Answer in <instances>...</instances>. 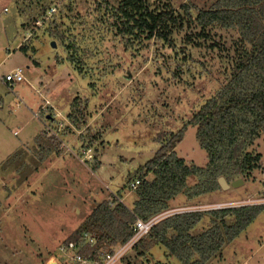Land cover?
<instances>
[{"label": "rangeland", "instance_id": "obj_1", "mask_svg": "<svg viewBox=\"0 0 264 264\" xmlns=\"http://www.w3.org/2000/svg\"><path fill=\"white\" fill-rule=\"evenodd\" d=\"M97 1L0 0V74L20 68L24 76L12 87L0 81V264H43L47 256L64 245V238L96 204L118 193L131 207L136 194L126 188L128 176L133 177L155 155L161 146L160 135L176 133L187 125L193 111L223 83V61L218 56L210 59L205 51L191 47L185 49L202 64L195 67V76L185 68L181 80L175 74L179 64L169 58L155 61L154 48L141 55L128 52L127 56L118 50V60L111 63L117 65L118 61L117 71L102 76L80 74L68 61L64 47L53 45L45 27L50 20L61 23L62 17L68 16L73 22L86 20L85 34L91 37L95 35L93 10ZM156 1H169L177 11L187 3L196 12L207 9L215 0ZM44 6L57 8L55 15L43 14ZM78 23L76 31L81 29ZM30 33L33 36L28 39ZM184 33L174 35L179 46ZM22 44L28 50L34 47L35 52L30 49L25 54L19 50ZM123 57L126 58L122 60ZM97 61L88 60L92 65ZM183 67L187 66L179 69ZM76 97L87 105L86 124L81 130L74 125L67 127L71 125L68 114ZM51 126L65 127L59 153L51 155L25 182H20L18 167L25 169L35 157V137L46 128L51 129L49 135L56 137ZM86 147L97 159L84 164L78 156ZM253 149L264 158V133ZM17 151L20 152L14 154ZM176 151L188 164L203 167L207 163V153L200 147L193 125L186 126ZM196 182L195 175L187 179L188 186ZM261 198L264 166L255 179L237 187L220 188L193 200L180 193L170 201V208L211 209L249 199L258 202ZM209 226L210 218L205 216L192 233L198 234ZM140 251L132 248L114 264H182L161 245L152 246L144 254ZM209 264H264V210Z\"/></svg>", "mask_w": 264, "mask_h": 264}, {"label": "trees", "instance_id": "obj_2", "mask_svg": "<svg viewBox=\"0 0 264 264\" xmlns=\"http://www.w3.org/2000/svg\"><path fill=\"white\" fill-rule=\"evenodd\" d=\"M51 8L44 6L43 14ZM192 10L184 3L177 11L169 1L99 0L93 10L95 35L85 34L86 20L73 22L68 16L62 17L61 23L50 20L45 27V32L55 44L64 47L68 61L82 75L102 76L117 71L118 61L117 65L111 63L118 60V50L127 56L128 52L141 55L154 48L155 61L169 58L179 64L175 71L179 79L185 68L195 76V67L202 64L187 47L205 51L210 59L218 56L226 66L223 83L193 111L187 122L196 127L197 141L207 153L206 165L188 164L178 156L176 147L187 125L176 133L160 135L161 146L155 155L133 177L128 176L126 188L136 194L132 206L124 204L121 193L105 199L64 240L63 244L73 243L76 253L88 260L101 261L106 254L113 253L133 235L137 219L148 220L172 209L170 201L178 194L193 200L220 189V176L229 183L237 179L247 181L263 170V155L253 148L264 133V0H215L207 9ZM77 23L81 26L78 31ZM218 29L231 34H219ZM182 31L184 41L179 46L174 35ZM28 36L32 38L33 33ZM30 49L35 52L34 47ZM19 50L25 54L29 51L25 44ZM90 59H97L102 66L90 64ZM181 66L187 67L179 69ZM202 66L208 70L206 64ZM80 100L76 97L72 101L68 114L71 125L67 127L74 125L77 130L86 124L87 105ZM49 119L54 121L53 116ZM52 128L56 137L49 135L48 128L35 137V157L25 169L18 167L20 182H25L51 155L59 153L65 127ZM96 159L93 154V161ZM191 175L197 177V182L188 186ZM136 182L139 184L132 189ZM263 210L264 204H259L173 214L156 223L133 248H140L144 254L152 246L161 245L182 264H209ZM205 216H209L210 226L193 234L192 230ZM54 255L62 264H75L59 252V247Z\"/></svg>", "mask_w": 264, "mask_h": 264}, {"label": "built area", "instance_id": "obj_3", "mask_svg": "<svg viewBox=\"0 0 264 264\" xmlns=\"http://www.w3.org/2000/svg\"><path fill=\"white\" fill-rule=\"evenodd\" d=\"M56 9L52 7L49 11V16L52 15ZM24 80L23 76V70L20 68H16L12 70L11 72L7 73L6 75L0 74V81L5 84H10L11 87ZM21 104L19 101L18 106ZM51 129L48 128L49 134L51 133ZM53 133V132H52ZM54 134V133H53ZM80 162L84 163L87 161L93 160V153L91 152V149H82L79 156H78ZM139 182L132 184V189H135ZM256 199V198H255ZM255 199H249L248 201L244 202H230L225 204H219L217 206H214V208L211 209H219V208H226V207H238V206H244V205H259L264 204V198L257 199L258 202H255ZM202 210H210V209H203V206H184L179 208H172L168 211L162 212L148 220H142L137 219L134 226H133V235L130 237L128 241H126L124 244H121L116 247L115 251L113 253H108L105 255L103 260L101 261H91L88 260L76 253V247L73 243H68L67 245H61L59 247V252L66 256V258L71 259L75 262V264H114L119 259H121L127 251L132 249L134 245L146 234L150 232L152 227L158 223L161 219L177 214V213H183V212H190V211H202ZM56 264H62L60 259L56 260Z\"/></svg>", "mask_w": 264, "mask_h": 264}, {"label": "water", "instance_id": "obj_4", "mask_svg": "<svg viewBox=\"0 0 264 264\" xmlns=\"http://www.w3.org/2000/svg\"><path fill=\"white\" fill-rule=\"evenodd\" d=\"M53 45L55 46V42H53ZM217 182H218L220 188H222V189H228L230 186H232V187H237V186L241 185L244 181H243V179H237V180H235V181L229 183V182L226 180L225 177L220 176V177L218 178Z\"/></svg>", "mask_w": 264, "mask_h": 264}, {"label": "crops", "instance_id": "obj_5", "mask_svg": "<svg viewBox=\"0 0 264 264\" xmlns=\"http://www.w3.org/2000/svg\"><path fill=\"white\" fill-rule=\"evenodd\" d=\"M98 162H99V160H98ZM97 164H98V166L101 167V163L100 162L97 163ZM66 238H67V236L64 239H66ZM56 260H58V257L56 255H54V254H51V256H47V258H45L43 260V264H49L51 261H55L56 262Z\"/></svg>", "mask_w": 264, "mask_h": 264}, {"label": "bare ground", "instance_id": "obj_6", "mask_svg": "<svg viewBox=\"0 0 264 264\" xmlns=\"http://www.w3.org/2000/svg\"><path fill=\"white\" fill-rule=\"evenodd\" d=\"M49 264H56V262L55 261H51Z\"/></svg>", "mask_w": 264, "mask_h": 264}]
</instances>
